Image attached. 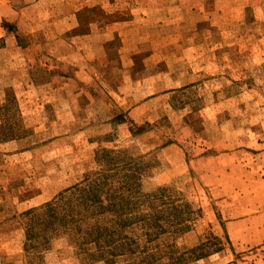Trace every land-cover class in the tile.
<instances>
[{"label": "rangeland", "instance_id": "obj_1", "mask_svg": "<svg viewBox=\"0 0 264 264\" xmlns=\"http://www.w3.org/2000/svg\"><path fill=\"white\" fill-rule=\"evenodd\" d=\"M96 174L115 255L29 226ZM0 264H264V0H0Z\"/></svg>", "mask_w": 264, "mask_h": 264}, {"label": "trees", "instance_id": "obj_2", "mask_svg": "<svg viewBox=\"0 0 264 264\" xmlns=\"http://www.w3.org/2000/svg\"><path fill=\"white\" fill-rule=\"evenodd\" d=\"M110 181L97 174L87 175L80 184L66 191L78 195L76 202L70 201V210L60 206L67 198L63 192L43 207L31 210L29 213L39 212V215L30 216L29 226L43 227L39 228L40 231L45 228L47 233L51 231L52 234L66 230L76 231L84 242H93L99 250L115 255L117 246L126 239L121 231L126 225L127 216L133 211L127 208L131 194L125 192L128 190L126 185L119 181V190ZM160 233L161 231L157 232L155 238Z\"/></svg>", "mask_w": 264, "mask_h": 264}]
</instances>
